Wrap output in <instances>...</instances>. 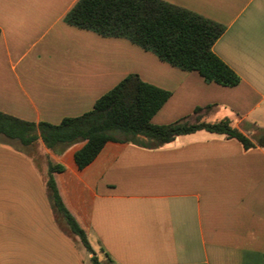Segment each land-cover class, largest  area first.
Here are the masks:
<instances>
[{"label":"crops","instance_id":"0c3cea01","mask_svg":"<svg viewBox=\"0 0 264 264\" xmlns=\"http://www.w3.org/2000/svg\"><path fill=\"white\" fill-rule=\"evenodd\" d=\"M78 1L0 0L1 112L57 125L136 74L170 93L155 125L199 115L250 138L264 129V0H163L224 26L212 50L239 76L233 87L68 24ZM38 142L46 162L0 144V264L91 259L50 203L49 162L64 167L63 204L110 264H264V148L200 130L157 148L108 141L80 169L85 142L61 155Z\"/></svg>","mask_w":264,"mask_h":264},{"label":"trees","instance_id":"16d2710c","mask_svg":"<svg viewBox=\"0 0 264 264\" xmlns=\"http://www.w3.org/2000/svg\"><path fill=\"white\" fill-rule=\"evenodd\" d=\"M68 24L102 36L121 37L157 55L162 61L185 71H197L206 82L233 87L239 76L212 50L224 33V26L199 14L163 0H79L65 17ZM170 93L144 82L136 74L96 100L92 110L61 123H34L0 111V135L31 147L39 140L56 155L70 146L85 142L75 153L80 169L89 165L108 141L131 142L144 148H157L180 135L200 130L235 138L246 150L264 148V129L251 126L253 138L233 126L230 119L210 123L199 115L167 125H155L153 116L169 99ZM202 108H196L200 113ZM64 167L49 162L46 186L50 203L69 230L94 255L86 233L63 204L54 173ZM107 257V256H105Z\"/></svg>","mask_w":264,"mask_h":264},{"label":"rangeland","instance_id":"374dc122","mask_svg":"<svg viewBox=\"0 0 264 264\" xmlns=\"http://www.w3.org/2000/svg\"><path fill=\"white\" fill-rule=\"evenodd\" d=\"M0 144H3V145H9V147H14L15 149L17 150H22L25 152V154L27 155H32L34 156L35 158H38V159H42L43 162H46V158L45 156L42 154V145L40 142H37L35 143L33 146L31 147H25L23 146L19 141H16V140H8L6 137L0 135ZM81 243V241H80ZM90 243L93 245L94 248H96V244L93 240L90 241ZM82 244V243H81ZM82 246H84L82 244ZM86 249V248H85ZM86 252L89 253V251L86 249ZM94 252V255L97 256L98 260L100 261L101 264H110L109 261L106 259V257L101 254V252L98 250L97 252ZM98 254V255H97ZM92 256V254H91ZM86 264H94L91 259H86L85 260Z\"/></svg>","mask_w":264,"mask_h":264}]
</instances>
